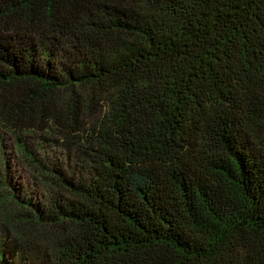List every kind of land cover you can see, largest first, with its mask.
Returning a JSON list of instances; mask_svg holds the SVG:
<instances>
[{
    "label": "trees",
    "instance_id": "1",
    "mask_svg": "<svg viewBox=\"0 0 264 264\" xmlns=\"http://www.w3.org/2000/svg\"><path fill=\"white\" fill-rule=\"evenodd\" d=\"M0 133V264H264V0H0Z\"/></svg>",
    "mask_w": 264,
    "mask_h": 264
},
{
    "label": "rangeland",
    "instance_id": "2",
    "mask_svg": "<svg viewBox=\"0 0 264 264\" xmlns=\"http://www.w3.org/2000/svg\"><path fill=\"white\" fill-rule=\"evenodd\" d=\"M0 138L4 143V152L0 156V169L6 165V174L11 183V187L18 189L20 196H31L33 199H44L46 197L45 190L37 183L28 178L27 170L17 161L14 160L15 154L12 148V140L9 136L0 133ZM27 143L38 151L41 157L45 155L55 158L59 162L68 164L72 168H77L80 173H85L86 164H83L81 156H75V152L63 142L54 137L46 135H27ZM13 184V185H12Z\"/></svg>",
    "mask_w": 264,
    "mask_h": 264
}]
</instances>
